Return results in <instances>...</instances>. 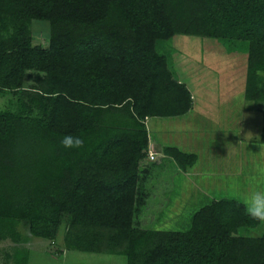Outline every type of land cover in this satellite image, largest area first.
<instances>
[{
  "label": "trees",
  "instance_id": "trees-1",
  "mask_svg": "<svg viewBox=\"0 0 264 264\" xmlns=\"http://www.w3.org/2000/svg\"><path fill=\"white\" fill-rule=\"evenodd\" d=\"M33 20L49 22L47 48L33 44ZM175 35L247 43L244 95L264 101V0H0V94L16 97L15 108L0 109V242L20 244L14 264H29L21 224L53 244L64 226L56 256L76 249L125 255L128 264H264V234L243 233L261 222L237 199L201 206L183 229L144 226L147 207L160 203L149 198L162 180L145 184L149 174L198 161L175 145L148 160L146 119L193 108L170 65L165 43ZM66 134L84 146L65 149Z\"/></svg>",
  "mask_w": 264,
  "mask_h": 264
},
{
  "label": "rangeland",
  "instance_id": "rangeland-1",
  "mask_svg": "<svg viewBox=\"0 0 264 264\" xmlns=\"http://www.w3.org/2000/svg\"><path fill=\"white\" fill-rule=\"evenodd\" d=\"M31 28L33 44L47 48L50 42L49 22L33 20ZM165 44L172 54L170 65L174 76L186 83L191 91L193 108L175 119L147 118L150 141L160 142L162 148L164 145H175L184 151L195 152L198 161L186 172L179 168L174 170V164L169 161L165 169L149 174L145 184L162 180L149 198L160 203L156 206L150 204L142 220L145 227L183 229L189 225L196 210L215 199L243 202L249 192L264 190V175L260 171L264 169V150L260 149V145L264 144L261 142L264 101L254 104L244 95L247 43L175 35ZM260 77L264 84V72H260ZM32 83L29 71L25 85ZM15 107V95L0 94V109ZM157 152L159 154L149 145V154L156 156L152 162L162 157L163 154ZM163 179L166 184H163ZM19 228L28 237V241L21 246L28 248L29 264H128L127 257L121 254L63 249L62 255H54L52 251L63 245L64 226L56 244L29 235L24 224ZM243 233L262 236L264 222L243 230ZM16 245L20 246L9 239L0 242V264H14L12 253Z\"/></svg>",
  "mask_w": 264,
  "mask_h": 264
},
{
  "label": "clouds",
  "instance_id": "clouds-1",
  "mask_svg": "<svg viewBox=\"0 0 264 264\" xmlns=\"http://www.w3.org/2000/svg\"><path fill=\"white\" fill-rule=\"evenodd\" d=\"M257 74H260V70H257ZM60 144L65 149L82 148L84 141L81 137L72 134L64 135ZM260 149L264 150V144L260 145ZM261 174L264 175V169H261ZM246 214L253 220L264 222V190H253L246 194L243 198Z\"/></svg>",
  "mask_w": 264,
  "mask_h": 264
},
{
  "label": "crops",
  "instance_id": "crops-1",
  "mask_svg": "<svg viewBox=\"0 0 264 264\" xmlns=\"http://www.w3.org/2000/svg\"><path fill=\"white\" fill-rule=\"evenodd\" d=\"M157 118H159V119H175V117H170V118H164V117H157ZM154 119H156V118H154ZM154 142V143H153ZM153 142H151L150 141V146L152 147L153 146V150H154V152H156V154L158 153L157 151H159V152H161V154H163V152H162V144L160 143V142H157V141H153ZM152 144V145H151ZM160 147V148H156V147ZM165 146V145H164ZM155 148L157 149V150H155ZM159 154V153H158ZM161 156H163V155H161ZM63 254V253H62ZM61 254V255H62Z\"/></svg>",
  "mask_w": 264,
  "mask_h": 264
},
{
  "label": "built area",
  "instance_id": "built-area-1",
  "mask_svg": "<svg viewBox=\"0 0 264 264\" xmlns=\"http://www.w3.org/2000/svg\"><path fill=\"white\" fill-rule=\"evenodd\" d=\"M156 159V156L152 153L149 154L148 152V160L152 161V160H155Z\"/></svg>",
  "mask_w": 264,
  "mask_h": 264
}]
</instances>
